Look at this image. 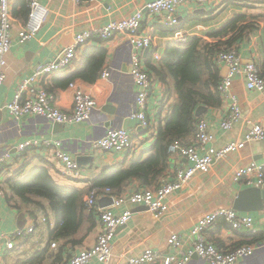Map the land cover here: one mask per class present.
Here are the masks:
<instances>
[{
	"label": "crops",
	"instance_id": "0c3cea01",
	"mask_svg": "<svg viewBox=\"0 0 264 264\" xmlns=\"http://www.w3.org/2000/svg\"><path fill=\"white\" fill-rule=\"evenodd\" d=\"M150 1L154 0H80L79 3L74 0H39L48 10L47 19L33 40L23 45L13 43L6 58L7 78L0 90V107L12 100L19 80L31 76L37 65L55 60L59 53L73 44L76 34L89 32L110 21L131 16ZM10 9L14 20L11 34L15 40L19 27L25 23L24 0H10ZM165 17V14L150 15L144 12L141 24V31L150 33L154 42V47L150 50L139 52L144 69L150 71L152 82L147 102L149 129H143L139 122L130 120L131 113L135 111L137 88L130 76L132 47L127 37L121 34L109 41L96 38L89 40L77 52L69 67L37 81V85L53 96V105L60 111L69 113L73 109V90L66 82L67 76L80 68L84 54L92 55L104 49L105 61L96 81H72L96 102L89 121L65 126L36 116H25L16 120L8 112H0V157L6 148H10L12 161L8 165L0 166V233L12 234L30 224H34L35 230L29 235L25 233L12 250H6L1 244L0 264H28L36 254L42 253L46 248L49 255L61 250L62 260L66 261L80 250L94 244L100 232L99 217L95 209L82 211L83 220L78 228L69 235L60 237L56 233L62 220L52 213L46 201L35 199L41 203L42 208L31 205L19 209L14 206L15 199L9 204L6 202L5 197H11L9 183L23 179L35 167H44L57 185L81 192L85 201L89 194L86 193L94 180L103 174L104 169L127 168L131 161L145 158L156 142L158 128L165 125V119L170 114L169 108L179 107L181 92L176 88L173 79L167 77L165 83H162L152 72V68L161 67L166 46L173 42V32L181 31L187 38H200L204 44L210 41L224 45L229 41L231 50L237 52L242 64L253 62L259 72L264 73V0H209L202 6L185 4L177 11L178 24L169 28L161 25ZM233 20L236 21L234 30L227 29L223 34L217 35ZM245 25L250 28L242 30L238 38L233 40L236 31ZM155 50L160 55L158 61L152 58ZM222 69L223 67L218 68L221 79ZM104 71L109 74L107 78L101 77ZM233 86V94L240 99L242 122L230 131L220 128L228 113V104L221 96L219 106L209 109L205 107L207 111L199 117L208 123L215 139L211 146L215 149L241 139L247 129L245 121L264 123V90L257 93L247 92L241 78H236ZM127 120V132L133 141L132 150L127 153H106L93 148L92 143L102 138L106 129H121ZM192 137L185 141L191 142ZM31 140L38 145L27 148L29 151L25 153L26 161L20 160L21 152L16 149L17 145ZM43 140L60 141L62 151L75 162L80 157L85 158L86 163L78 165L76 176H63L62 165L53 158L52 146L41 145ZM249 162H264V141L250 142L238 154H230L221 161H213L208 173L196 174L181 190L167 198V212L160 219H155L142 206L126 203L116 209L110 208L118 214L125 210L131 212L127 225L116 231L113 241L114 257L110 264H126L125 258L139 254L147 248L162 255H171L173 251L167 244L171 234H180L183 237V249H188L191 245L189 232L199 218L218 209L233 210L238 193L249 189L243 183H234L231 179L237 166ZM187 166L189 162L184 158L170 155L164 171L154 181L160 187L173 179L178 168ZM22 167L24 169L19 177L16 172ZM142 189L156 188L145 187L139 180L129 179L113 197L126 196ZM260 190L264 191V188ZM101 197L97 201L98 208H109L111 204L100 207L98 202L111 198L104 195ZM262 204L264 206L263 200ZM234 212L250 217L253 220L252 230L234 231L224 219L219 218L204 232L205 240L222 252H229L239 246H251L253 254L240 259L236 264H264V209L247 213ZM42 219L45 223L41 222ZM52 232L54 236L50 241ZM51 244L56 246L51 247ZM50 262L51 258L44 260L43 264ZM89 264L101 263L91 260ZM187 264L207 263L199 258H192Z\"/></svg>",
	"mask_w": 264,
	"mask_h": 264
},
{
	"label": "built area",
	"instance_id": "2783aa9c",
	"mask_svg": "<svg viewBox=\"0 0 264 264\" xmlns=\"http://www.w3.org/2000/svg\"><path fill=\"white\" fill-rule=\"evenodd\" d=\"M27 3L29 13L25 23L19 27L17 37L14 40L11 34L13 18L10 9V0H0V90L6 83L7 78V55L13 43L23 45L35 38L41 26L45 23L48 10L40 4L39 0H24ZM79 3L80 0H74ZM91 1V0H90ZM209 0H154L145 4L142 9L137 10L131 16L110 21L105 26L76 34L74 42L70 47L65 48L55 60L39 64L35 67L31 76L17 82L12 100L0 107L8 112L10 116L18 120L25 116H36L45 118L55 124L69 126L90 120L92 112L96 108L95 100L74 83L70 84L73 90V109L69 113L60 111L53 105V96L44 88L37 85V81L47 78L61 69L69 67L76 58L77 52L91 39L109 41L115 36L125 35L132 47L130 59V76L137 88L135 96V111L131 113L130 120L139 122L143 129L150 128V121L147 117V102L152 87L151 77L144 69L140 58V51L150 50L154 47L153 38L150 33L141 31V24L144 20V12L150 15H166L161 22L164 27H173L178 24L176 17L179 7L185 4H196L202 6ZM172 41L177 43L185 42L187 36L181 31L172 34ZM154 60L158 61L160 55L156 50L153 52ZM216 61L219 67L226 68L227 72L222 77L217 91L221 98L228 104V113L221 122L220 128L223 131H230L236 124L242 122L240 99L233 94V83L236 78L243 80L247 92H262L264 90V73L259 72L255 63L242 64L240 57L235 50H226L217 55ZM108 72H102L101 77L107 78ZM246 131L241 139L231 142L222 148L215 149L211 146L214 136L211 133L208 123L200 119L196 124V131L192 141H175L168 148L169 156L184 158L189 166L178 168L173 179L156 189H142L126 196L113 197L110 190H105L104 196L111 198L109 208H98L97 201L102 198L96 191H91L84 201L87 209H95L100 222V232L94 244L80 250L69 258L64 264H89L91 260H97L101 264H110L113 261V241L116 231L127 225L131 219V212L125 210L122 213H114L110 208L116 209L123 204L146 207L155 219H160L167 212V198L181 190L196 174L209 172L213 161H221L230 154H238L250 142L264 141V123H251L245 121ZM36 141H24L17 145L18 151H23L36 146ZM41 145L52 146L53 158L63 168V176L73 178L77 175L79 166L61 149L60 141L43 140ZM94 149L102 152L125 153L132 150L133 141L131 135L121 129H106L104 136L92 143ZM10 148H6L0 157V166L10 164ZM12 162V161H11ZM234 183H243L249 188H264V162L257 164L249 162L237 166L232 174ZM222 218L234 231L246 229L252 230L253 220L245 215H238L231 209H218L210 214L203 215L189 232L191 245L183 249V237L180 234H171L167 239L171 255H162L151 249H144L139 254L125 258L126 264H187L196 256L207 264H236L240 259L253 254L251 246H239L229 252L218 250L212 243L205 240L204 232L211 228L215 222ZM45 223V220H41ZM34 224L27 225L12 234L0 233V246L3 244L6 250H12L16 242L24 234L34 232ZM56 244H51L55 247Z\"/></svg>",
	"mask_w": 264,
	"mask_h": 264
},
{
	"label": "trees",
	"instance_id": "16d2710c",
	"mask_svg": "<svg viewBox=\"0 0 264 264\" xmlns=\"http://www.w3.org/2000/svg\"><path fill=\"white\" fill-rule=\"evenodd\" d=\"M25 8L26 21L29 13L26 2ZM235 22L233 20L227 23L217 35L223 34L227 29L234 30ZM249 28L248 25L241 26L234 34L233 40L238 38L242 30ZM224 45L210 41L204 44L202 39L196 37L187 38L183 43L170 42L167 44L161 67L159 69L149 67L162 83H165L167 77L173 79L176 88L181 92L179 107L169 108L170 114L165 119V125L158 128L156 142L145 158L131 161L127 168L104 169L103 174L94 180L86 194L96 191L98 196H102L105 190H110L112 195H115L129 179H137L145 187H158V183L154 180L164 171L169 156V146L175 141L187 140L196 131V124L200 120L195 116L197 108L209 109L220 105L221 99L217 88L221 78L216 58L220 52L231 50V42L227 41ZM105 55L104 49L92 55L84 54L80 68L67 76V84H72L74 79L94 83L103 68ZM28 151V149L21 151L20 160L26 159L25 153ZM23 169L24 167L17 170L19 177ZM9 189L11 197H5V200L9 204L15 199L14 206L18 209L31 205L42 208L41 203L35 199L46 201L52 213L62 220V225L56 233L60 237H65L78 228L83 220L82 211L87 209L81 192L57 185L44 167H35L23 179L11 181ZM53 236L52 232L50 241ZM49 258L52 262L48 264H64L65 262L62 260L61 250L49 255L46 248L42 253L36 254L28 264H43V261Z\"/></svg>",
	"mask_w": 264,
	"mask_h": 264
},
{
	"label": "water",
	"instance_id": "95a60500",
	"mask_svg": "<svg viewBox=\"0 0 264 264\" xmlns=\"http://www.w3.org/2000/svg\"><path fill=\"white\" fill-rule=\"evenodd\" d=\"M200 13V12H199ZM147 52V50H145ZM226 68L222 69V76L224 77L226 75ZM207 111V109L205 107H199L197 108L196 112H195V116L197 118H199L200 116H202L205 112ZM128 123L129 121L127 120V122H124L122 129L127 131L128 130ZM127 153V152H126ZM85 158H78L77 159V164L80 166V163H86L85 162ZM262 200L264 201V191L257 189V188H249V189H245L242 190L238 193L236 199L234 200L233 203V210L237 211V212H242V213H247V212H253V211H260L263 210L264 206L262 204ZM99 206L100 207H104L107 204H111V200L110 199H102L99 200ZM143 209H146V207H142ZM193 258H196V256H194Z\"/></svg>",
	"mask_w": 264,
	"mask_h": 264
}]
</instances>
